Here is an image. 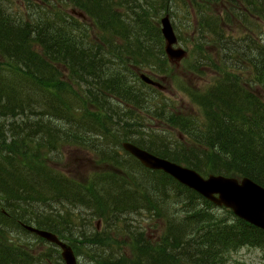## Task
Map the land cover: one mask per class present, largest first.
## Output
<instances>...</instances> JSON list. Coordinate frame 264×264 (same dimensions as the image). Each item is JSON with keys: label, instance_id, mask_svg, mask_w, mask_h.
Wrapping results in <instances>:
<instances>
[{"label": "trees", "instance_id": "1", "mask_svg": "<svg viewBox=\"0 0 264 264\" xmlns=\"http://www.w3.org/2000/svg\"><path fill=\"white\" fill-rule=\"evenodd\" d=\"M5 1L0 0V264H64L52 245L48 254H37L34 246L12 238L14 231L23 232L19 223L54 233L75 254L76 246L83 247L86 264H228L230 254L242 247L258 250L264 261V231L161 171L145 169L127 153L123 152L127 161L119 164L109 156L110 146L92 144L100 138L117 145L130 142L203 176L245 177L264 187V0H214L220 4L217 12L227 10L221 18L208 14L201 1H191L197 19L189 28L195 35L199 32V53H206L201 49L206 40L214 42L221 50L222 72L200 57L198 67L213 65L221 78L200 95L187 93L196 114L182 115L183 110L177 112L166 101L156 111L149 110L153 120L164 121L191 141L176 146L170 156L145 148L131 132H141L144 90L152 87L141 83L136 71L135 84L126 74L144 67L166 72L159 20L176 4H186L189 17L187 0H119V6L112 0H64V4L57 0L59 5L50 8L48 1V11L46 0L39 4L25 0L29 14L21 16L8 13ZM67 1L90 23L83 26L75 16L62 13L60 7ZM120 7L126 8L123 16ZM130 14L132 23L126 21ZM258 20V36L253 34L256 27L243 31L246 23ZM229 24L231 35H225L221 26ZM91 27L93 34L87 32ZM75 82L78 91L72 90ZM113 104L123 106L130 118L121 120ZM121 123L127 132L117 133ZM66 144L90 149L100 163L116 167L125 179L103 174L84 186L37 160L41 153L45 158ZM59 206L62 211H56ZM69 206L87 211L108 230L120 223L122 212L141 208L160 227V236L151 243L140 236L156 230L150 222L146 230L137 231L139 240L130 246L128 257L121 249L104 250L112 239L104 238L96 227L83 231L89 220L81 228L73 227L79 232L65 236L72 218L63 209ZM35 212L44 214L41 218ZM118 234L132 235L129 228Z\"/></svg>", "mask_w": 264, "mask_h": 264}, {"label": "rangeland", "instance_id": "2", "mask_svg": "<svg viewBox=\"0 0 264 264\" xmlns=\"http://www.w3.org/2000/svg\"><path fill=\"white\" fill-rule=\"evenodd\" d=\"M48 1L50 2L48 3ZM112 1L113 3H115V5L119 4L118 2L119 0H112ZM173 1H178V0H173ZM191 1L192 0H187L188 5H190L189 8L191 14L189 16L190 18L187 16L188 11L186 9V4H180V5L176 4L177 7L175 8V10L173 9L172 11L169 12V18H171L173 29L175 30V34L178 35V40H179L178 45L181 46L185 51H187L188 57L183 61H181L179 67L177 68L175 66L174 67L170 66L168 63L167 70L164 74L157 72L156 69L151 70L149 67L148 68L144 67L143 69H141L147 73L149 72V75L152 77L154 81L160 84L161 88L156 87L155 89L152 88L153 90L152 89L144 90V101L145 100L147 101L145 102V105H143L140 111V115L143 116L140 121L142 125H140L141 128L139 129L141 130V132L135 129H131V132L133 133L134 137L136 136V139L137 140L139 139L140 143L144 145L145 148H148L151 151H154L155 153L160 152L167 156H170V154L176 152L174 148L176 146H179V144L182 143L183 145H189L191 144L190 143L191 141L189 137L186 136V134L183 133L182 131L179 132L176 128H170V127L168 128L164 124V121L153 120V116H151L149 110L156 111V109L160 108L161 104L166 101L165 104L168 103V106L170 108L175 107L177 112L183 110L182 115H185V112L186 113L191 112L192 114H196L197 108L191 105L190 103L191 100L189 95H187V93L193 94L194 96L200 95L202 92L209 90L210 87H213V83L215 82L216 79L221 78V74L215 71L213 65H210L209 67L201 64V66L198 67V63L202 61L200 57L203 56L204 58H206L207 62L214 63L216 66L219 67L218 71L222 72V67H221L222 65L219 64L220 63L219 57H221L219 55L221 53V50L220 48L215 46L214 42L210 43L209 40H206L205 43H203V46H205L206 48H201L206 53L203 52L204 53L203 55L199 53L196 44V40H197L196 37H199V32L197 31L195 35L191 30V28H189V25L191 23H195L197 19L194 17L195 7L192 8ZM199 1L202 2V5L204 6L205 10L208 11V14L214 13V16L217 15L220 18L225 17V14L227 13L226 9L221 11V13L217 12L218 9H220L219 2L217 1L215 2L214 0H199ZM5 2H7L6 9L8 13H10L12 16L15 15L21 16V14L23 13L25 14V12L28 11L27 8L28 1L7 0ZM59 2H57V0H46V5L44 8L48 11L50 10L49 8L51 5L54 6L55 4V6H58ZM35 3L39 4L40 0H35ZM47 3L49 8L47 6ZM61 3L64 4V0H62ZM72 8L73 7L70 6L69 2L67 1L64 7H60V11L62 13L69 14V12L72 11L71 10ZM120 8L121 9L118 12L123 16L126 12V8L123 7ZM241 8L243 9L242 6ZM32 13L33 16L36 14L35 11H32ZM75 19L83 26L90 23V21H87L85 19L81 20L77 16L75 17ZM126 19H127L126 21L130 20L129 21L130 23L133 22L131 21L133 20L131 14L129 18L126 17ZM155 19L156 18L153 19V23L157 25L156 24L157 22L156 21L154 22ZM229 26L233 28L231 24H229L228 26L227 25L221 26L224 28L225 35H231V30ZM250 27H256V29L253 31L254 36L255 35L258 36V34L261 33V29L259 28L260 27L259 20L255 21V24L246 23L245 27L243 28V31L245 30L246 32L249 33ZM91 30L92 27L90 28V31L87 30V32L93 34ZM212 38L213 37H211L210 39ZM215 41H217V38ZM135 71L136 69L133 68L130 72V75L126 74V76L129 78L130 84L138 83V81H136V77L132 75L135 73ZM197 72H199L200 74H198ZM63 79L64 80L62 81L63 82L62 84L64 85L67 81L66 76H63ZM78 88L79 86H77V82L73 83L72 90L78 91ZM246 88L249 89L250 91L256 89L255 87H248V86ZM256 92H259V90ZM159 93H161L160 94L161 97L158 96ZM113 107L114 110L119 112L121 120L123 119L124 121L127 118H130L129 115H131V113L126 111L123 108V106L119 104L118 105L113 104ZM88 110L91 113L95 111L93 109H88ZM75 115H77V113ZM119 126L120 128L117 133H122L123 131L127 130V129L124 130V128H126L124 123L119 124ZM136 131H138L139 133ZM108 135L112 136V134H108ZM87 137L89 139H91V137L96 138L95 135H89ZM92 142H93L92 144H96V145L106 144L107 146H110L112 149L109 151V156L116 157L118 159L119 164H124V162L127 161V157L125 156V153H123L121 147L117 145L115 141L100 138L98 141L93 140ZM29 148L32 147L30 146ZM54 153L55 154L48 155L45 158H43L44 154L41 153V157H39L37 160L40 161L43 166L52 167L53 169H55V171L62 173L66 178L73 179L75 182H78L81 185L89 186L93 178L101 177L102 179L103 174H109L111 176L116 175V177H119V179H123V180L125 179V176L116 167H112L111 164H106V163L103 164L102 162L100 163L96 153L91 151L90 149H84L81 147H76L70 144H66V145L58 146V150H56ZM113 171H115V173L111 174ZM126 171H128V175H129L130 170L126 169ZM135 173L136 172L131 171V177H133L134 179H136L137 176L134 175ZM126 180L127 182H131L130 179L126 178ZM55 209L56 211H58V209L62 211L61 206H59V208L56 207ZM63 210L68 212V215H70L72 218V224L67 225V228L70 226L71 228L69 230L66 228V230L63 231V233H68V235L65 236H69L70 232L71 233L79 232L77 229L75 228L72 229V228L73 227L81 228V226L85 225L88 220H89L88 224L90 225L87 228H85L83 231H89V232L95 231V226L98 220L96 217L95 218L90 217L87 211H83V210L78 211L75 210V208L73 207L71 208L70 206L68 208H64ZM137 210L138 211L136 212H131V211L122 212L120 215V223H117L116 227H113L110 230L106 229L107 227L103 226L99 220L98 231H102L103 237L104 238L109 237L112 239L111 242H113L111 243L110 241H108V243H111L112 245L109 247L105 246V248H103L104 250L106 249V250L120 251L121 249L122 253H124L128 257L129 253L131 252L130 246H132V244H135L134 243L135 241L139 240V237L137 238L136 236L137 231H139L140 229L146 230L150 226L149 224L150 222L153 224L156 230L152 231L151 229H148L144 231L145 234L140 233V236L144 239L150 240L149 243L154 241L156 237L160 236L161 229L159 226L158 227L155 226L154 221L150 217V214L146 213L145 211H142L144 209L141 208H138ZM42 214L44 213H39V215L36 212L34 213V215L39 216L41 218H42ZM78 214H81V217L78 216ZM50 216H53V214H50ZM31 226L34 227V225ZM122 228H126V229L129 228L131 230L132 235L131 234H128V236L124 234L119 235L118 232ZM17 237L21 239L24 245L28 244L27 246L29 245L34 246V249L32 250H34L36 253L38 252L39 254H43V255L48 254V249L53 248L45 242H38L39 240L37 238L25 232L17 233L16 231H14L12 234V238L18 240ZM70 242L74 243L73 240H71ZM75 250H76L75 255L77 257L78 264H86L87 260L85 257L86 255L84 252V248L83 247L79 248V246H76ZM32 253L34 256H36L34 252ZM230 255H231V261L228 264H264L261 254L256 249L242 247V249L236 252H232ZM58 257H60V252L58 254Z\"/></svg>", "mask_w": 264, "mask_h": 264}, {"label": "water", "instance_id": "3", "mask_svg": "<svg viewBox=\"0 0 264 264\" xmlns=\"http://www.w3.org/2000/svg\"><path fill=\"white\" fill-rule=\"evenodd\" d=\"M160 29L165 41L164 52L166 57L169 63L178 65L179 61L186 57V51L181 47L175 48L177 40L167 15L161 19ZM141 80L148 85L159 87V84L154 83L148 76L141 75ZM121 146L146 169L161 170L182 186L184 185L196 191L215 206L231 209L238 219L264 231V188L255 184L252 180L243 178L238 181L220 175H208L203 178L194 170L153 156L136 145L124 142ZM23 229L57 246L61 251L60 255L65 264H76L72 249L66 243L58 240L53 233L26 225L23 226Z\"/></svg>", "mask_w": 264, "mask_h": 264}, {"label": "bare ground", "instance_id": "4", "mask_svg": "<svg viewBox=\"0 0 264 264\" xmlns=\"http://www.w3.org/2000/svg\"><path fill=\"white\" fill-rule=\"evenodd\" d=\"M71 228V227H70ZM72 229H74V228H72ZM148 264V263H147Z\"/></svg>", "mask_w": 264, "mask_h": 264}]
</instances>
